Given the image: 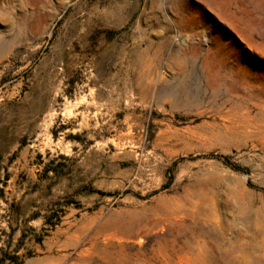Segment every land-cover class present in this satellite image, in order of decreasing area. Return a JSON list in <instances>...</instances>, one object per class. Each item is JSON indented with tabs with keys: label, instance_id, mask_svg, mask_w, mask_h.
<instances>
[{
	"label": "rangeland",
	"instance_id": "obj_1",
	"mask_svg": "<svg viewBox=\"0 0 264 264\" xmlns=\"http://www.w3.org/2000/svg\"><path fill=\"white\" fill-rule=\"evenodd\" d=\"M0 264H264V0H0Z\"/></svg>",
	"mask_w": 264,
	"mask_h": 264
}]
</instances>
